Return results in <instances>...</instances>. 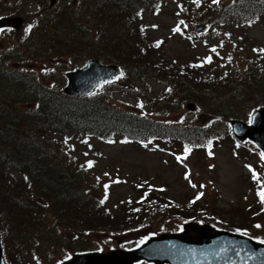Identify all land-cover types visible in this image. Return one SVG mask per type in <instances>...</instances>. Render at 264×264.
Segmentation results:
<instances>
[{
	"label": "trees",
	"instance_id": "1",
	"mask_svg": "<svg viewBox=\"0 0 264 264\" xmlns=\"http://www.w3.org/2000/svg\"><path fill=\"white\" fill-rule=\"evenodd\" d=\"M30 1L38 2L40 6L44 2ZM243 1H238L237 4L242 2V6L234 14H228L234 23L238 17H264V2L258 4L250 0L251 4ZM148 3L150 0H77L76 6L70 3V10L60 12L47 8L41 13L43 18L38 17L35 23L36 45L26 52L24 58L15 60H36L38 56L56 60L73 56L85 61L94 57L106 63L116 62L124 67L125 73L131 71L133 77L145 76L171 84L165 91L167 97L154 102L158 105V113H164L165 107L171 112L173 105H188L194 101L202 112L209 114L210 126L164 122L146 113L112 109L108 104L110 90L81 97L66 96L59 91L44 89L45 86L32 73L20 71L19 75L17 72L14 75L9 64H2L5 67L0 64V72L3 71L0 73V212L8 217V221L17 223L20 228L28 227L30 223H41L42 230L44 225L47 228L53 226L55 236L58 235L55 225L79 233L100 216L117 223L116 215L110 216L107 208L101 206L97 196L100 186L94 181L95 177L83 164L75 161L74 156L71 159L70 152L77 150L70 143L71 137L77 136V142L86 147L80 152L94 156L96 154L89 148L100 153L99 140H112L114 136H120L121 142L139 149L154 150L177 141L183 143L189 152L204 150L213 155V148L222 136L220 123L229 124L233 117L243 118L246 110L248 117L250 110L264 105V76L262 79L260 72L251 71L234 78L224 73L225 66L218 65L210 73L208 65L199 70L197 79H193L187 68L179 73L175 61L164 66V56L153 60V48L146 47L143 52L140 28L132 30L128 27ZM153 4L154 0H151V6ZM74 13L77 14L72 15ZM123 13L130 19L120 24L125 16ZM38 15L40 12L35 15V21ZM127 54L143 59L135 63L127 59ZM110 86L116 91L126 89L121 85L114 88V82ZM52 97L62 103L55 105ZM6 132L10 134L8 137ZM184 155L178 156L186 159ZM91 162H95V158ZM144 184L138 196L123 203L126 210L123 216L129 215L136 222V212L148 216L163 215L164 206L178 210L167 191L160 193L149 188L151 181ZM24 186L28 192L22 191ZM153 194L154 200L150 197ZM39 199L48 201L49 217H38L35 205L39 204ZM18 238H21L17 243L20 245L23 241L21 233ZM54 239L59 246H64L59 238Z\"/></svg>",
	"mask_w": 264,
	"mask_h": 264
},
{
	"label": "rangeland",
	"instance_id": "2",
	"mask_svg": "<svg viewBox=\"0 0 264 264\" xmlns=\"http://www.w3.org/2000/svg\"><path fill=\"white\" fill-rule=\"evenodd\" d=\"M43 1V6H40L38 2L31 3L30 0H0V15L21 14L27 18L23 25L20 23V29H17V31L10 29L0 32V48L17 50L18 42L35 43L37 41L36 37H34L36 27L32 28L31 26L34 22H37L38 17L43 18V14L41 15V13L45 9L54 8L60 12L66 11L70 10V3L72 6H76L77 2V0H67V2L62 3L61 1L63 0H56L55 3L49 5L51 0ZM177 1L159 0L158 5L157 0H154V4L151 6L150 0V3L146 4L145 8L141 10V15L144 14L145 19L138 16L129 24L128 29L131 28L133 30L134 27L140 28L139 36L143 35L142 41L140 40L142 42L141 47L155 48L153 50L154 54L151 56L153 60H158L164 56L163 61L165 62L164 66H166L167 62H174V59H176L177 62L175 61L174 63L178 64V72L181 73L185 67L191 68L192 62L194 64H201V62H210L211 60L210 66H215L214 61L220 57L217 55V52L221 54L227 53L229 58L232 55L234 43L239 44V51H242L236 54H242L240 56L244 58H247L246 55H251L261 59L262 56L260 57L258 53L264 55V23L242 27V30L237 33L242 32L243 37L246 39L235 42L230 40L229 44H227L222 34L232 28L229 25L223 26L224 24L218 23L217 20L215 21L217 18L215 13L210 14V20L212 22L215 21L212 30H207V32L210 31L208 33L210 39L208 45L210 44V48L212 47L210 53L209 47L206 46L202 38L198 41L191 39L192 36H196L198 39L200 35H195L191 32V30L194 33L197 32L193 29V25H191L194 23L191 16L187 18L189 22L185 24L182 22L181 16H177L176 11L179 10ZM46 11L49 14L48 10ZM38 12H40V15L36 16L35 21V15ZM123 14L125 16L120 24L130 19L126 16L127 14ZM183 25L184 28H180ZM143 26H146L145 31H143ZM154 44L160 47L157 48ZM35 45L33 44L32 47ZM242 46L244 47L243 50H241ZM142 51H144V48H142ZM17 54L23 55L24 53L23 51H18ZM10 56L8 53L5 59L11 58ZM127 56H129L128 60L135 63L143 59H139L137 56L132 57L130 54H127ZM70 57L56 58L54 63L64 65L67 71L70 67L69 65L73 66L76 63L84 61L83 59H73V57ZM244 58L236 55L232 59L233 61L236 59L237 63L242 66L241 61H244ZM49 62V58L43 57L40 62H35L36 68L32 72L37 70L40 73H45L44 69L51 70L52 67ZM40 64L44 68L43 70L39 68ZM193 71L192 75L195 78L198 75L199 69H193ZM235 72L233 71L230 76L234 75ZM55 73L57 75H50L49 77L51 78H48L45 84L50 86L51 80H54L57 86L55 90L63 93L61 89L63 90L66 83L63 78H60L57 71ZM129 73L131 75L129 81L131 82L119 81V85L127 86L132 83L137 88H140L141 85L150 86L151 92H149L148 98L152 103L163 100V97H167L165 91L169 83L155 81L145 76L133 77V73L131 71ZM220 86L223 87V84ZM114 88L117 87L114 86ZM116 93L120 95V93ZM64 95L68 96L65 93ZM146 96L143 93L142 99L144 100ZM129 103V106L122 105V102L119 104L123 106L121 107L123 109H135L134 102L129 101ZM172 107L174 108L172 109L173 111L170 112L169 108L165 107V112L160 114L157 109H153L155 108L154 106H151L149 108L151 109L150 116L161 119L164 122L177 124L185 122L205 124L208 121V114L202 111L200 114L193 115L191 120L184 118L185 111L188 110L184 103L181 106L173 105ZM145 109L148 110L147 107ZM246 113L247 110L243 114L242 120L247 121V119H250L246 117ZM222 132L226 134L225 138L216 145L215 155L211 156V158L208 157V153L204 152V150L196 151L195 153L189 152L185 150L183 143L177 141L174 144H170L171 149H168L169 146L167 144L168 147L160 145L155 150L139 149L120 141L113 144L99 143L102 155L96 156L97 163L95 167L89 166L87 169L90 172L89 174L95 173L98 177H101V180H99L101 191L109 187L108 194L110 197L106 200L105 204L111 207V209L108 208V213L110 216L112 214L116 215V217H113L117 219V223L112 221V219L108 221L109 217L100 216L96 221H91V224L85 227L83 236L79 232V241L81 242H74L78 238H76L77 232L73 234L72 229L68 231L63 226L58 228L59 225H55V228L58 229V235L55 236L53 226L47 228L44 225L42 227L45 229L42 230L41 223H30L28 227L25 225L24 228H20L17 223L8 221V217L1 211L0 231L3 247L6 250L5 257L7 263L59 264L61 262V254L59 253L61 245L59 246L54 238H59L65 247L72 250L80 248L81 244L87 241L97 245L104 251L114 248H130L125 246H133L142 242L151 234L161 233L162 230L157 221L163 220L164 222V217L166 216H170L171 219L167 220L164 224L165 226L163 222L160 224L164 229L163 231H175L174 224H183L182 219L185 216L201 214L204 217V221H211L221 228L229 230L243 228L242 231L245 234L258 237L264 236V199L260 196V193L264 192V163L261 161V153L250 143L247 145L234 143L232 134L226 128ZM9 135V132L5 133L6 137ZM55 138L65 139L60 136H56ZM74 138H77V136L71 137L70 140L77 146V150H85L86 147L80 145ZM79 151L74 152L77 162H88L89 158L94 157ZM184 153L187 155L186 159L180 157ZM177 154L180 156L177 157ZM140 179L144 183L150 180L152 182L150 184L151 189L158 190L160 193L163 192L161 191L162 189L167 191V194L176 200L178 210L173 211L170 206H164L166 208L164 214L157 216H148L145 213L136 212V222L129 215L123 216L126 210L124 208L120 210L123 207L121 206L122 200L131 196L134 191L136 192L133 184ZM260 180L261 185L256 189V181ZM67 185L70 186V184ZM22 191L28 192L29 190L25 189L24 186ZM154 195L150 196L153 200ZM99 196H103V194L100 193ZM39 200V204L35 205L38 217H49L47 215V211L49 210L47 206L48 201ZM158 202L160 203V200ZM182 209L184 210L183 212H181ZM50 215L52 218L55 217L51 212ZM213 216L221 217L222 221L215 220L212 218ZM178 217L181 219L178 220ZM199 218L202 220V217ZM117 227L119 228L116 230L118 233L111 234L109 232V230L112 231L113 228ZM178 227L177 225V229ZM25 228L27 229L25 230ZM104 228L110 229L106 230ZM20 233L22 234L23 241L20 245H17L21 241V238H18ZM33 237H38L40 241H36ZM48 248H54L56 253H47ZM34 254H39V260L34 257Z\"/></svg>",
	"mask_w": 264,
	"mask_h": 264
},
{
	"label": "water",
	"instance_id": "3",
	"mask_svg": "<svg viewBox=\"0 0 264 264\" xmlns=\"http://www.w3.org/2000/svg\"><path fill=\"white\" fill-rule=\"evenodd\" d=\"M18 21L17 17L2 18L0 27L10 25L11 22L18 25ZM117 73L116 65H101L97 59L91 60L86 67L68 73L69 84L66 92L76 96L90 94L100 83ZM233 125L238 138L250 137L264 149V108L254 114L252 126L239 121H234ZM186 227L187 231L195 230L197 234H163L151 238L144 246L134 251L77 256L65 264H132L142 258L156 260L157 264L166 261L171 264H264L263 243L224 230L214 232L210 225L200 226L192 222ZM181 245L184 247L179 249ZM0 264H6L1 236Z\"/></svg>",
	"mask_w": 264,
	"mask_h": 264
},
{
	"label": "bare ground",
	"instance_id": "4",
	"mask_svg": "<svg viewBox=\"0 0 264 264\" xmlns=\"http://www.w3.org/2000/svg\"><path fill=\"white\" fill-rule=\"evenodd\" d=\"M52 99H53V101H55V105H57V106L62 103L59 99H57L55 97H52Z\"/></svg>",
	"mask_w": 264,
	"mask_h": 264
},
{
	"label": "snow or ice",
	"instance_id": "5",
	"mask_svg": "<svg viewBox=\"0 0 264 264\" xmlns=\"http://www.w3.org/2000/svg\"><path fill=\"white\" fill-rule=\"evenodd\" d=\"M262 155H264V154H262ZM260 196H261L262 199H264V192H261Z\"/></svg>",
	"mask_w": 264,
	"mask_h": 264
}]
</instances>
